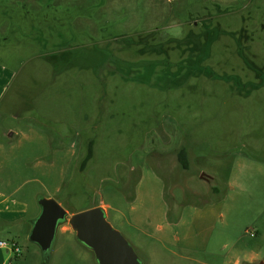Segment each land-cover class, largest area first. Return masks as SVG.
<instances>
[{"label": "rangeland", "instance_id": "rangeland-1", "mask_svg": "<svg viewBox=\"0 0 264 264\" xmlns=\"http://www.w3.org/2000/svg\"><path fill=\"white\" fill-rule=\"evenodd\" d=\"M0 66V188L31 213L106 205L143 264L264 244V0H0ZM63 225L46 264H97ZM28 236L13 264H42Z\"/></svg>", "mask_w": 264, "mask_h": 264}, {"label": "water", "instance_id": "water-1", "mask_svg": "<svg viewBox=\"0 0 264 264\" xmlns=\"http://www.w3.org/2000/svg\"><path fill=\"white\" fill-rule=\"evenodd\" d=\"M38 204L40 210L31 221L28 239L39 247L43 264L49 260L57 228L64 223L93 252L97 264H143L129 242L107 221L103 207L68 215L53 198L41 197Z\"/></svg>", "mask_w": 264, "mask_h": 264}, {"label": "crops", "instance_id": "crops-1", "mask_svg": "<svg viewBox=\"0 0 264 264\" xmlns=\"http://www.w3.org/2000/svg\"><path fill=\"white\" fill-rule=\"evenodd\" d=\"M10 74L11 72L9 70L0 66V101L7 89ZM9 135L12 136V134ZM15 191L16 190L8 192L0 188V242L5 243L0 244V264H12L11 258L13 252L9 244L11 242H16L20 246V243L16 240L17 237L22 234L29 235L31 221L37 216L40 210V208H37L31 213L27 201L23 200L21 197H17ZM104 209L106 211V205H104ZM170 211L171 209L169 208L166 210V222L169 223V225L180 224L181 220L179 216H176L177 214L173 217H169ZM26 223H28V226H26ZM157 228V231L161 230V226ZM60 231L69 232L72 230L69 229L68 226L63 225ZM246 232L252 237L259 235L258 230H253V232L246 230ZM153 236L157 237L156 239L158 240L164 238V234L162 237ZM153 236H151V238H154ZM232 264H264V244L251 245V248L242 253L241 257L235 256Z\"/></svg>", "mask_w": 264, "mask_h": 264}, {"label": "trees", "instance_id": "trees-1", "mask_svg": "<svg viewBox=\"0 0 264 264\" xmlns=\"http://www.w3.org/2000/svg\"><path fill=\"white\" fill-rule=\"evenodd\" d=\"M177 155H178V160H179L182 168L186 169L187 166H188V164H187V160H186V152H185V149L184 148H180L179 151H178V153H177ZM91 156H92V149H91V143H90L89 146H88V150H87L86 156H85V158L83 160V164H85L91 158ZM13 243L16 246L19 247L20 252H18V253L13 252V256L11 258L12 264H13V261L16 262L17 260H20L21 259V248H20V246L16 242H13Z\"/></svg>", "mask_w": 264, "mask_h": 264}, {"label": "built area", "instance_id": "built-area-1", "mask_svg": "<svg viewBox=\"0 0 264 264\" xmlns=\"http://www.w3.org/2000/svg\"><path fill=\"white\" fill-rule=\"evenodd\" d=\"M1 243H2V244H5L4 242H0V244H1ZM9 246H10L12 252H15V253L20 252L19 247L16 246L13 242H11V243L9 244Z\"/></svg>", "mask_w": 264, "mask_h": 264}]
</instances>
